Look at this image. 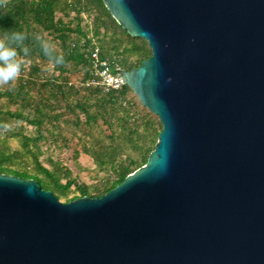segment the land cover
Masks as SVG:
<instances>
[{
  "label": "water",
  "instance_id": "1",
  "mask_svg": "<svg viewBox=\"0 0 264 264\" xmlns=\"http://www.w3.org/2000/svg\"><path fill=\"white\" fill-rule=\"evenodd\" d=\"M102 1L152 52L122 80L163 132L99 200L0 175V264H264V0Z\"/></svg>",
  "mask_w": 264,
  "mask_h": 264
},
{
  "label": "trees",
  "instance_id": "2",
  "mask_svg": "<svg viewBox=\"0 0 264 264\" xmlns=\"http://www.w3.org/2000/svg\"><path fill=\"white\" fill-rule=\"evenodd\" d=\"M22 31L30 49L14 86L0 87V175L35 182L60 204L99 200L146 167L163 132L160 120L124 86L109 94L84 87L92 55L120 73L152 58L102 0H8L0 8V37ZM56 45L65 64L48 70L33 37ZM89 161L84 167L81 160Z\"/></svg>",
  "mask_w": 264,
  "mask_h": 264
},
{
  "label": "clouds",
  "instance_id": "3",
  "mask_svg": "<svg viewBox=\"0 0 264 264\" xmlns=\"http://www.w3.org/2000/svg\"><path fill=\"white\" fill-rule=\"evenodd\" d=\"M8 0H0V8H5ZM33 39L39 45L43 55L47 58L48 70L51 71L54 66L65 64L64 56L57 52L56 45L45 36L36 34ZM28 35L22 31H6L0 37V87L14 86L19 80L24 60L20 56L23 52L27 56L30 52L28 45L25 43ZM0 129L7 130V124H0Z\"/></svg>",
  "mask_w": 264,
  "mask_h": 264
},
{
  "label": "built area",
  "instance_id": "4",
  "mask_svg": "<svg viewBox=\"0 0 264 264\" xmlns=\"http://www.w3.org/2000/svg\"><path fill=\"white\" fill-rule=\"evenodd\" d=\"M94 63L93 79L84 85L86 89H98L105 94L119 92L123 87L122 73L108 62L100 63L98 51L92 55Z\"/></svg>",
  "mask_w": 264,
  "mask_h": 264
},
{
  "label": "rangeland",
  "instance_id": "5",
  "mask_svg": "<svg viewBox=\"0 0 264 264\" xmlns=\"http://www.w3.org/2000/svg\"><path fill=\"white\" fill-rule=\"evenodd\" d=\"M81 164H82V166L87 167V166H89V161L87 159L83 158L81 160Z\"/></svg>",
  "mask_w": 264,
  "mask_h": 264
}]
</instances>
